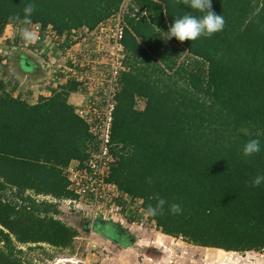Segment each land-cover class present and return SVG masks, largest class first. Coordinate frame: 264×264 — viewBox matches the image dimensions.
Masks as SVG:
<instances>
[{
    "label": "trees",
    "instance_id": "trees-1",
    "mask_svg": "<svg viewBox=\"0 0 264 264\" xmlns=\"http://www.w3.org/2000/svg\"><path fill=\"white\" fill-rule=\"evenodd\" d=\"M122 1L0 0V38L39 24L33 50L47 41L48 28L73 45L71 35L87 38ZM29 3L34 12L26 24ZM212 9L223 15V31L179 42L163 32L175 18L199 13L177 0L129 2L121 40L127 70L117 79L111 128L116 161L107 180L141 198L144 209L157 196L166 200L162 215L146 219L166 235L224 251H262L264 184H250L264 173V0H212ZM80 85L68 79L29 103L20 81L0 75V264H26L14 241L66 249L78 235L57 219L53 200L76 196L63 169L83 162L93 143L69 101ZM251 139L261 151L244 157ZM171 204L182 212L172 214Z\"/></svg>",
    "mask_w": 264,
    "mask_h": 264
},
{
    "label": "built area",
    "instance_id": "built-area-1",
    "mask_svg": "<svg viewBox=\"0 0 264 264\" xmlns=\"http://www.w3.org/2000/svg\"><path fill=\"white\" fill-rule=\"evenodd\" d=\"M131 1L123 0L117 13L100 23L94 31L88 33L87 38L81 39L83 42L92 41V52L89 47L85 50H81V47L80 50L77 49L80 33L70 36V41H75L71 45L65 42V36L57 35L49 28L44 32L46 43L60 52L58 60L49 58V67L54 78L57 72H62L65 82L73 78L81 84L76 93L83 94L85 99L84 104L76 107V113L87 123L93 136L92 146L87 151L88 157L83 162L72 160L63 169L69 181L68 189L76 196L53 201L60 203L68 211L82 213L83 220H87L89 224L114 223L129 231L140 229L144 226V219H147L142 199L121 192L107 177L116 161L111 128L116 105L117 79L122 71L127 70L121 40L124 33V11ZM135 11L140 16L144 14L138 8ZM30 29L34 31L35 39L20 40L19 47H27L41 39L39 24ZM34 198L51 201L46 195H35Z\"/></svg>",
    "mask_w": 264,
    "mask_h": 264
},
{
    "label": "rangeland",
    "instance_id": "rangeland-1",
    "mask_svg": "<svg viewBox=\"0 0 264 264\" xmlns=\"http://www.w3.org/2000/svg\"><path fill=\"white\" fill-rule=\"evenodd\" d=\"M18 27L12 30V34L21 33ZM95 38V37H94ZM90 40V39H88ZM77 49L85 50L89 47L92 52V41L83 42L78 40ZM80 44V45H79ZM87 44V45H86ZM18 47V51L24 53L26 47ZM26 48V49H25ZM16 49V48H14ZM183 54L182 57H184ZM182 59V58H181ZM7 68L12 78L18 79L22 84L27 85V81L22 76L15 75ZM43 75L49 72V79H54L50 72V67L41 68ZM1 72V71H0ZM1 75V74H0ZM2 76V75H1ZM41 76V77H42ZM37 80H40V78ZM45 78V77H44ZM65 82V81H64ZM73 95V94H72ZM75 107L84 104L85 96L76 94L71 96ZM29 103H32L28 100ZM138 108L143 107L142 102H138ZM34 194L30 191L26 195ZM12 199V198H10ZM59 213L55 216L61 222L78 228V235L74 238L72 247L57 248L46 243L41 244H21L15 242L17 255L26 264H264V250L262 251H224L213 247H203L194 245L182 237H172L154 229L144 219V226L140 229L129 231L124 226L112 223L100 222L92 229L83 225V219L74 211L65 210L60 203ZM61 206V207H60ZM98 230H95V229ZM122 230V231H121ZM130 236L131 241H126L124 237ZM129 237V238H130ZM128 238V239H129ZM3 244L0 243V249Z\"/></svg>",
    "mask_w": 264,
    "mask_h": 264
},
{
    "label": "clouds",
    "instance_id": "clouds-1",
    "mask_svg": "<svg viewBox=\"0 0 264 264\" xmlns=\"http://www.w3.org/2000/svg\"><path fill=\"white\" fill-rule=\"evenodd\" d=\"M177 3H182L190 10H194L200 15H194L191 12L182 17L175 18L174 23L164 33L165 40L175 38L179 42L195 41L201 37H211L216 33L223 31L225 19L223 15H217L212 9V0H177ZM24 23H30V18L34 12V5L29 3L23 9ZM22 36L26 41L35 39L33 33L25 28L22 31ZM261 151V143L258 139L249 140L243 147L242 154L244 157H251ZM264 184V173L256 175L251 181L250 186L260 187ZM156 203L150 204L144 209L146 217H156L162 215L165 211L167 201L160 197H155ZM168 211L172 214H180L182 208L179 204H171L168 206Z\"/></svg>",
    "mask_w": 264,
    "mask_h": 264
},
{
    "label": "crops",
    "instance_id": "crops-1",
    "mask_svg": "<svg viewBox=\"0 0 264 264\" xmlns=\"http://www.w3.org/2000/svg\"><path fill=\"white\" fill-rule=\"evenodd\" d=\"M10 29L11 28L7 30V33ZM29 30L33 33V35H35L34 31H32L30 28ZM15 36L16 35L12 34V31H10L9 35H4L2 38H0V74L5 80H14V78H12V73L9 74L6 70L7 68L11 67L10 70L14 73V76H28L29 79L23 77V80L28 82L26 83L27 85H25V87L23 86V97L31 102H34L38 95L49 96L51 88H54L55 85H61L65 83V78L63 77L62 72H57L56 77L53 80L49 79V72H46L45 75L40 78V80H37L39 78H37L36 76L40 74L43 75V71L41 70V68L44 69L46 67H49V58H52L53 60L59 59V50L55 49L54 46L47 44V41L43 44L40 51L33 50L30 47L31 45H34L36 43L35 41L27 46V49L25 48L26 52L22 53L20 51H17V49H14L18 47H11L10 42ZM17 39L23 41L24 38L21 33L18 34ZM31 67H33L34 69H31ZM51 74L54 75L53 73ZM72 94L71 96H75L77 93ZM71 96L70 101L72 100Z\"/></svg>",
    "mask_w": 264,
    "mask_h": 264
},
{
    "label": "water",
    "instance_id": "water-1",
    "mask_svg": "<svg viewBox=\"0 0 264 264\" xmlns=\"http://www.w3.org/2000/svg\"><path fill=\"white\" fill-rule=\"evenodd\" d=\"M17 49V51L18 50H20V49H18V48H16ZM26 63V62H25ZM27 64V63H26ZM29 65V64H28ZM31 69H34L33 67H31ZM40 70V69H39ZM42 70V69H41ZM40 70V71H41ZM37 74V73H36ZM41 75V74H40ZM40 75H37L36 77L37 78H39V77H41ZM23 77H25L26 79H29V77L28 76H23ZM43 77V76H42ZM97 224H99V223H97V222H93V223H91V224H89V222L87 221V220H83V225L84 226H86L87 228H89V227H91L92 229H94L95 227H96V225ZM95 230H97V228L95 229Z\"/></svg>",
    "mask_w": 264,
    "mask_h": 264
},
{
    "label": "flooded vegetation",
    "instance_id": "flooded-vegetation-1",
    "mask_svg": "<svg viewBox=\"0 0 264 264\" xmlns=\"http://www.w3.org/2000/svg\"><path fill=\"white\" fill-rule=\"evenodd\" d=\"M61 208H63V209H65L66 207H61ZM62 211H66V212H64L66 215L68 214V209L66 208L65 210H62ZM113 225H115L114 223H112ZM99 225V224H98ZM97 226V225H96ZM0 228H2L1 226H0ZM77 231H79L78 230V228H76V227H74ZM122 231V230H121ZM130 236H127L126 235V237H124V239L126 240V241H131V238L133 239L134 237H130ZM129 238V239H128ZM0 243H2V242H0ZM37 244H41V243H37ZM43 244V243H42Z\"/></svg>",
    "mask_w": 264,
    "mask_h": 264
}]
</instances>
